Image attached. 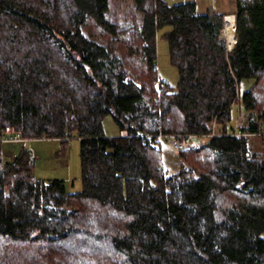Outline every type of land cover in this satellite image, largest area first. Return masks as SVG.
I'll use <instances>...</instances> for the list:
<instances>
[{
    "label": "trees",
    "instance_id": "1",
    "mask_svg": "<svg viewBox=\"0 0 264 264\" xmlns=\"http://www.w3.org/2000/svg\"><path fill=\"white\" fill-rule=\"evenodd\" d=\"M133 10L0 0V134L76 136L81 179L67 193L33 176L26 148L4 161L0 143V264H264V0H235L229 51L222 14L163 0ZM163 25L177 81L155 103ZM237 101L247 118L234 131ZM158 132L199 139L177 151L176 172L138 136Z\"/></svg>",
    "mask_w": 264,
    "mask_h": 264
},
{
    "label": "rangeland",
    "instance_id": "2",
    "mask_svg": "<svg viewBox=\"0 0 264 264\" xmlns=\"http://www.w3.org/2000/svg\"><path fill=\"white\" fill-rule=\"evenodd\" d=\"M167 4H184L193 3L196 14H206L208 12L222 14L225 22L229 25L234 21L235 0H163ZM111 9L122 15L127 13H134L133 0H110ZM140 16L139 13H135ZM222 16V17H223ZM223 20V19H222ZM235 27V22H234ZM170 29L167 25L159 26L155 32L156 42V64L158 67V75L166 78L168 83L175 85L177 81L176 69L170 64L168 45L162 34ZM223 28L219 31L220 38L226 43L227 50H231L235 44L234 37L233 44L229 47L223 33ZM252 84V80H242L239 84L240 95L244 93ZM247 112L243 108L240 101L235 102L230 109V120L226 127L229 130L237 131L241 124L246 122ZM102 130L104 135L108 137L117 136L120 133L118 125L110 115H105L102 119ZM214 125L212 124L211 133L215 134ZM199 139L193 137L190 139V145H195ZM252 147L260 150L261 142L252 139ZM1 143L2 157L4 161H10L19 152L21 147L28 151L32 150L37 156L36 161L32 164V174L35 178L40 180H62L67 193H75L81 190L80 179V140L76 136H71L66 141H59L57 139H31L20 143ZM166 144L168 152L160 151L161 159L165 169L169 173L178 170V157L176 161L175 155L172 154L177 151L169 144ZM189 145V146H190ZM161 146V145H160ZM162 148V147H161Z\"/></svg>",
    "mask_w": 264,
    "mask_h": 264
},
{
    "label": "built area",
    "instance_id": "3",
    "mask_svg": "<svg viewBox=\"0 0 264 264\" xmlns=\"http://www.w3.org/2000/svg\"><path fill=\"white\" fill-rule=\"evenodd\" d=\"M234 26V25H233ZM153 69L158 70L157 64H153ZM168 83L166 78L161 77L158 75L154 82V90L156 93V99L154 100L156 103L157 96L160 94V92L165 88L166 84ZM209 135H214L213 133H210ZM139 138L143 140L150 141V144L152 147L158 148L163 143L169 144L174 150L179 151L184 149L185 147L190 145V139L195 137L194 135H179V134H173V133H162L158 132L157 134H147V133H139ZM25 139H23L19 133H13V132H3L0 134V142L4 143H20L24 142ZM28 157L30 163H34L37 159V156L34 154L32 150L28 151Z\"/></svg>",
    "mask_w": 264,
    "mask_h": 264
},
{
    "label": "crops",
    "instance_id": "4",
    "mask_svg": "<svg viewBox=\"0 0 264 264\" xmlns=\"http://www.w3.org/2000/svg\"><path fill=\"white\" fill-rule=\"evenodd\" d=\"M162 147V148H161ZM168 147L169 146H167L166 144H164V146H160V147H158V149H159V151H164V152H168ZM172 154H174L175 155V158H176V161L178 160V157H177V154H176V152H174V153H172ZM11 161V160H10ZM163 163V162H162Z\"/></svg>",
    "mask_w": 264,
    "mask_h": 264
},
{
    "label": "water",
    "instance_id": "5",
    "mask_svg": "<svg viewBox=\"0 0 264 264\" xmlns=\"http://www.w3.org/2000/svg\"><path fill=\"white\" fill-rule=\"evenodd\" d=\"M222 19H223L222 21H223V25H224V16L222 17ZM231 32H232L233 36L235 37V27L234 26L231 27ZM235 42H236V40H235Z\"/></svg>",
    "mask_w": 264,
    "mask_h": 264
},
{
    "label": "bare ground",
    "instance_id": "6",
    "mask_svg": "<svg viewBox=\"0 0 264 264\" xmlns=\"http://www.w3.org/2000/svg\"><path fill=\"white\" fill-rule=\"evenodd\" d=\"M224 22H225V20H224ZM227 33L228 34H232V32H231V27H228V29H227ZM233 35V34H232Z\"/></svg>",
    "mask_w": 264,
    "mask_h": 264
}]
</instances>
